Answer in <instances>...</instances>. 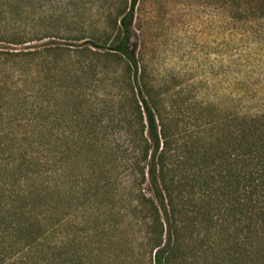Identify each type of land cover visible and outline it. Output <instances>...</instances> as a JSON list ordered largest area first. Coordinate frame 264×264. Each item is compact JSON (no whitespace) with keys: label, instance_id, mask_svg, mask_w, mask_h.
<instances>
[{"label":"trees","instance_id":"1","mask_svg":"<svg viewBox=\"0 0 264 264\" xmlns=\"http://www.w3.org/2000/svg\"><path fill=\"white\" fill-rule=\"evenodd\" d=\"M80 1L0 0V264H65L64 201L68 191L81 197L78 172L84 197H108L127 178L151 264L173 262L178 216L206 213L215 194L242 226L247 259L264 236V134L252 120L236 149L213 155L189 141L174 149L179 133L134 82L138 0L91 16V35ZM245 1L264 15V0ZM62 30L76 35L62 38ZM70 244L69 262L80 264L77 239Z\"/></svg>","mask_w":264,"mask_h":264},{"label":"rangeland","instance_id":"2","mask_svg":"<svg viewBox=\"0 0 264 264\" xmlns=\"http://www.w3.org/2000/svg\"><path fill=\"white\" fill-rule=\"evenodd\" d=\"M126 1L81 0L88 35L94 31L91 16L98 20L113 2V9H128L130 1ZM51 6L48 2L47 9ZM131 29L138 63L135 85L157 119L162 117L170 130L179 133L174 149L187 141L196 151L209 150L213 155L236 149L252 120L264 134V15L258 4L138 0ZM74 35L62 30L60 37ZM114 35L110 32L111 38ZM71 168L69 164L68 181ZM124 171L125 163L118 173ZM80 174L81 197L76 200L68 191L64 201L65 264H70L74 253L73 238L80 264H151L149 250L141 246L144 214L136 209L138 197H129L127 178H121L108 197H84ZM215 195L212 201L217 205L206 213L178 216L180 250L171 264H264V236L245 259L242 226L235 214L224 210L229 209L227 199Z\"/></svg>","mask_w":264,"mask_h":264}]
</instances>
